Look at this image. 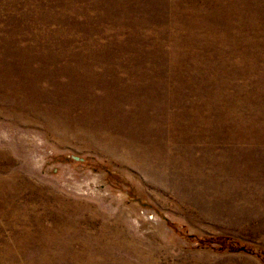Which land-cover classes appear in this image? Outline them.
Wrapping results in <instances>:
<instances>
[{
	"label": "rangeland",
	"instance_id": "rangeland-1",
	"mask_svg": "<svg viewBox=\"0 0 264 264\" xmlns=\"http://www.w3.org/2000/svg\"><path fill=\"white\" fill-rule=\"evenodd\" d=\"M0 264H264V0H0Z\"/></svg>",
	"mask_w": 264,
	"mask_h": 264
},
{
	"label": "trees",
	"instance_id": "trees-1",
	"mask_svg": "<svg viewBox=\"0 0 264 264\" xmlns=\"http://www.w3.org/2000/svg\"><path fill=\"white\" fill-rule=\"evenodd\" d=\"M209 242V245H216L218 246L220 249L222 250H228L230 253H248L252 256L254 255H259V257H262V252L260 253H256L253 250L250 251V249L248 250L246 247L241 246L240 243H238L237 241L227 238V237H217L215 239H209L207 240ZM202 243L205 241H201Z\"/></svg>",
	"mask_w": 264,
	"mask_h": 264
}]
</instances>
